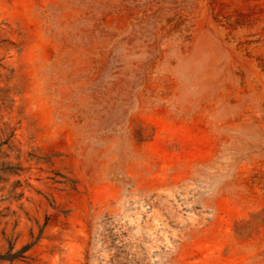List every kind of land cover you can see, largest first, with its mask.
<instances>
[{
    "label": "rangeland",
    "instance_id": "rangeland-1",
    "mask_svg": "<svg viewBox=\"0 0 264 264\" xmlns=\"http://www.w3.org/2000/svg\"><path fill=\"white\" fill-rule=\"evenodd\" d=\"M0 264H264V0H0Z\"/></svg>",
    "mask_w": 264,
    "mask_h": 264
},
{
    "label": "trees",
    "instance_id": "trees-1",
    "mask_svg": "<svg viewBox=\"0 0 264 264\" xmlns=\"http://www.w3.org/2000/svg\"><path fill=\"white\" fill-rule=\"evenodd\" d=\"M30 247H31V245H28V246L24 247V249L22 250V252H23V251H26V250L29 249ZM13 257H16V256H13Z\"/></svg>",
    "mask_w": 264,
    "mask_h": 264
}]
</instances>
